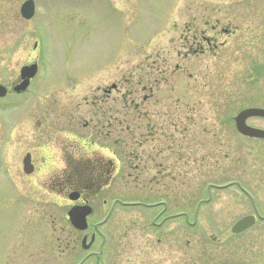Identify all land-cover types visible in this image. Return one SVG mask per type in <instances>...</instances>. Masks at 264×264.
I'll list each match as a JSON object with an SVG mask.
<instances>
[{"label": "rangeland", "instance_id": "1", "mask_svg": "<svg viewBox=\"0 0 264 264\" xmlns=\"http://www.w3.org/2000/svg\"><path fill=\"white\" fill-rule=\"evenodd\" d=\"M196 1L207 12L201 15L206 18L202 22L218 19L217 27L231 30L216 36V46L210 38L212 32L203 28L199 35L195 34L200 40L195 46L189 33L191 25L183 26V21H191L188 17ZM35 3L36 12L27 23L26 33L2 31L0 18V43L29 46L33 44L31 36L38 43L43 84L63 88L86 77L101 80L114 69L126 76L122 78L125 83L138 78H159L167 72L166 91L170 98L179 97L183 111L196 108L188 116L190 121L184 124L185 134H189L186 142L195 141L186 145L184 156V173L189 172L184 175L185 209L193 210L196 199L207 196L195 190L208 183L237 181L249 193L250 196L235 185L212 191L211 200L200 207L202 216L207 217L194 229L185 227L184 264H264V221H257L240 234L230 232L238 218L254 213V206L264 215V141L249 139L242 143L244 140L237 139L239 136L232 127V118L241 109L264 107V0H35ZM179 13H184L178 20L179 29L170 38L173 20ZM11 25L17 27L12 21ZM158 50L159 59L151 62ZM9 53L12 55L14 51L10 49ZM30 55V49H20L15 52L13 64L21 65ZM176 62L183 66L174 67ZM176 77H181L179 83ZM171 101L169 111L174 114L176 105ZM14 114H17L14 107L9 108L8 117ZM247 123L264 127L262 118H250ZM172 172L175 176V168ZM130 182L126 174L120 176L124 199L133 197ZM176 182L177 177L168 180L172 202L169 203L175 210L180 208L174 193ZM134 184L141 187L140 181ZM155 187L152 183V188ZM12 191L0 182V264H74L81 252L78 248L68 252L63 246L67 229L64 202H54L46 195L31 196L28 200ZM143 191L137 189L135 197L148 193L147 189ZM147 214L122 207L120 219L143 220ZM172 228L176 229V223L169 224V229ZM175 255L169 258L170 264L177 263ZM85 264H95V259Z\"/></svg>", "mask_w": 264, "mask_h": 264}, {"label": "flooded vegetation", "instance_id": "2", "mask_svg": "<svg viewBox=\"0 0 264 264\" xmlns=\"http://www.w3.org/2000/svg\"><path fill=\"white\" fill-rule=\"evenodd\" d=\"M25 1L0 0L2 31L29 29L21 14ZM203 14L207 12L196 1L188 17L191 21H183V26L191 25L189 33L195 46L200 44L195 34L199 35L202 28L212 32L210 38L216 46V36L231 30L217 27L218 19L202 22L206 19ZM183 15L179 13L180 18L173 20L170 38L179 29L178 20ZM12 20L17 27L11 25ZM26 48L31 55L16 67L15 52ZM10 49L14 51L12 55ZM158 54L159 50L150 61L156 62ZM33 63L37 64L36 73L23 88H18L26 80L21 77V68ZM173 66L183 65L176 62ZM122 78L126 76L114 69L101 80L86 77L63 88L43 84L34 45L0 43V182L7 185L10 181V189L24 195L58 198L67 210L91 206L84 229H76L68 219L64 220L67 229L63 246L68 252L79 249L81 253L76 258L80 264L93 258L95 264H102L101 260L103 264H170L173 253L176 264H184L185 227L194 229L201 224L207 217L200 212L202 202L211 200L212 190L228 187H208V198L196 199L198 211L185 209L184 175L189 172L184 173V156L186 145L195 141L186 142L189 134H185L184 124L190 121L188 116L195 108L183 111L180 98H170L166 91L167 72L159 78L131 81L127 77L129 83ZM176 80L179 83L181 77ZM170 100L176 105L174 114L169 111ZM12 107L17 114L10 118L8 111ZM125 174L133 185L131 200L138 202L125 203L122 198L119 179ZM174 177V193L180 204L177 210L172 209L169 199L168 180ZM135 181H140L141 187ZM137 189H147L148 193L135 197ZM196 191L202 194L203 189ZM72 192L77 194L74 201L68 199ZM122 207L141 215L147 212L149 217L123 221ZM173 222L176 229L170 230Z\"/></svg>", "mask_w": 264, "mask_h": 264}, {"label": "water", "instance_id": "3", "mask_svg": "<svg viewBox=\"0 0 264 264\" xmlns=\"http://www.w3.org/2000/svg\"><path fill=\"white\" fill-rule=\"evenodd\" d=\"M254 115L264 116V110L246 109V110L241 111L238 114V116L235 118L236 127L243 134H246L249 136L264 137V131L248 127L245 124V119L249 116H254ZM253 222H254V218L252 216H246L234 225L233 231L234 232L241 231L245 229L246 227L250 226Z\"/></svg>", "mask_w": 264, "mask_h": 264}]
</instances>
